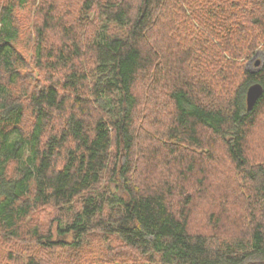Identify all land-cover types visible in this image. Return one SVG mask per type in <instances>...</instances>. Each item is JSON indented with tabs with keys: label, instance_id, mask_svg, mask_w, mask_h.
I'll list each match as a JSON object with an SVG mask.
<instances>
[{
	"label": "trees",
	"instance_id": "16d2710c",
	"mask_svg": "<svg viewBox=\"0 0 264 264\" xmlns=\"http://www.w3.org/2000/svg\"><path fill=\"white\" fill-rule=\"evenodd\" d=\"M0 264H264V0H0Z\"/></svg>",
	"mask_w": 264,
	"mask_h": 264
},
{
	"label": "water",
	"instance_id": "95a60500",
	"mask_svg": "<svg viewBox=\"0 0 264 264\" xmlns=\"http://www.w3.org/2000/svg\"><path fill=\"white\" fill-rule=\"evenodd\" d=\"M259 63H260L259 59L255 61V64L258 65ZM262 93H263V86L259 82H254L247 87L245 93V103L247 110L252 109V107L255 105L257 99L262 95Z\"/></svg>",
	"mask_w": 264,
	"mask_h": 264
},
{
	"label": "rangeland",
	"instance_id": "374dc122",
	"mask_svg": "<svg viewBox=\"0 0 264 264\" xmlns=\"http://www.w3.org/2000/svg\"><path fill=\"white\" fill-rule=\"evenodd\" d=\"M262 55H263V53L261 52V51H259L258 52V54L256 55V57L252 60V61H250L249 63H248V68L250 69V70H254V69H256L258 66L259 67H261V65L263 64V58H262ZM260 60V63L257 65V64H255V61L256 60ZM71 236H68V238H70Z\"/></svg>",
	"mask_w": 264,
	"mask_h": 264
}]
</instances>
